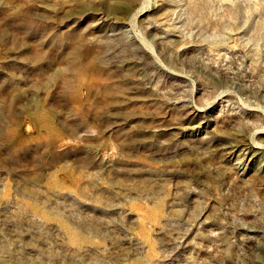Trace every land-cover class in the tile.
Listing matches in <instances>:
<instances>
[{"label":"rangeland","instance_id":"1","mask_svg":"<svg viewBox=\"0 0 264 264\" xmlns=\"http://www.w3.org/2000/svg\"><path fill=\"white\" fill-rule=\"evenodd\" d=\"M0 264H264V0H0Z\"/></svg>","mask_w":264,"mask_h":264}]
</instances>
